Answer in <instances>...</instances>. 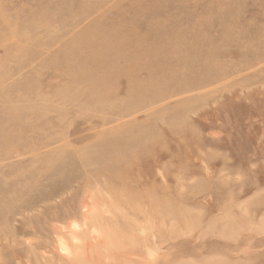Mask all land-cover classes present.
<instances>
[{"label": "rangeland", "instance_id": "1", "mask_svg": "<svg viewBox=\"0 0 264 264\" xmlns=\"http://www.w3.org/2000/svg\"><path fill=\"white\" fill-rule=\"evenodd\" d=\"M0 264H264V0H0Z\"/></svg>", "mask_w": 264, "mask_h": 264}]
</instances>
